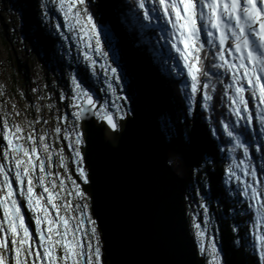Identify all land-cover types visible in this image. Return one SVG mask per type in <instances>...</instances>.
<instances>
[{
  "label": "snow or ice",
  "instance_id": "obj_1",
  "mask_svg": "<svg viewBox=\"0 0 264 264\" xmlns=\"http://www.w3.org/2000/svg\"><path fill=\"white\" fill-rule=\"evenodd\" d=\"M133 2L135 7L129 10L126 19L129 26H138L141 30L158 28L164 39L171 44L168 54L158 60L162 73L168 76L174 74L184 76L186 70L188 79L181 83V90L189 114L197 103V93L202 92L201 107L208 110L213 100L212 93L216 91V84L224 83L223 94L230 101L229 111L236 119L235 122L226 123L221 120L219 123L223 125V132L228 137L226 143L231 146L229 153L234 154L238 149H242L244 157L237 160L234 155L231 156L224 183L227 185L235 179L239 188L237 197L242 194L248 205L246 209L237 213V216L247 215L248 219L243 222L245 235L234 240V244L246 243L249 251L258 254V264H264V181L257 179V170L250 157L253 142L258 137H264V0H151L150 4L146 3V0ZM54 3L58 4V10L63 14L67 28L70 31L78 30V38L84 42L86 49L84 60L90 62L94 68L96 61L92 53L103 57H107V53L103 51L101 31H98L88 11L86 0H54ZM154 21L156 23H153ZM102 31L104 41L113 53V63L117 66L109 65L105 68V65H101V68H105L106 76L110 71L112 77L119 83L121 76L118 69L121 72L123 69L119 64V50L115 37L108 28H103ZM202 33L206 35V41L202 40ZM206 44L209 49L215 50L209 63L216 72L211 76L205 65L208 57L201 56ZM171 50L177 55L172 56ZM220 70H223V75H230L229 83L221 79ZM202 77L206 82L202 83ZM72 83L75 101L73 107L77 109L73 113L75 118L80 120L91 114L101 121H106L112 132L119 133L125 126L121 121H126L131 110L121 111L117 106V111L120 112L117 119L106 106L97 107L91 90L75 76ZM108 87L115 93L116 89L111 83ZM245 93L257 103L258 132H253L250 128L253 114L249 111V99ZM172 127L168 115L162 113L159 121L161 134H170ZM21 131L17 126L15 132H12L5 121L3 139L7 141V146L3 158L8 163L7 165L0 163L2 177L0 209L3 211L0 218V264H104L97 234V220L87 213L89 205L85 203L75 206L80 213L78 217L67 215L73 210L71 202L63 204L56 202L62 198L59 193L53 191L56 187L55 181H52V188L45 183L49 173L46 172L45 160L38 155L37 141L33 134L29 133L26 139L32 142V146L30 149L24 148L17 142L22 139L19 135ZM218 131L216 127L211 128L214 137L219 138ZM56 132L60 133L61 129L57 127ZM45 138L41 136L39 142L47 152L49 146L44 143ZM64 138L70 139L67 132ZM83 142L81 134L77 132L73 153L78 166V178L88 185L91 183V176L81 166L86 161L79 147ZM221 151L223 152V149ZM255 151L264 154V140L255 143ZM48 160L51 161V153ZM60 160L61 166H65L63 155L60 156ZM12 166L15 169L14 173ZM37 167L40 175L35 177V180L43 189L39 194L34 188L33 175ZM237 170L243 177L250 176L251 182L242 179ZM13 174L19 186L18 192L13 188V181L10 179ZM72 184L74 193L70 194L82 200L88 198L86 190L75 180ZM60 188L62 191L65 190L63 180ZM206 198L211 199V195ZM21 200L26 202L27 210L32 213V219L35 221L34 233L38 236V241L34 239V233L30 231L29 223L26 222ZM201 206L204 207V226L202 227L199 222H193L196 236L200 240L199 251L201 254H207L208 264H224L222 250L218 247L215 237L209 236L207 232L208 208ZM62 209L64 214L61 212ZM51 210H55V215ZM73 220L75 223H72ZM248 224L251 225L250 229ZM88 225H91L90 229ZM239 230L240 224H236L233 231L239 233Z\"/></svg>",
  "mask_w": 264,
  "mask_h": 264
},
{
  "label": "trees",
  "instance_id": "obj_2",
  "mask_svg": "<svg viewBox=\"0 0 264 264\" xmlns=\"http://www.w3.org/2000/svg\"><path fill=\"white\" fill-rule=\"evenodd\" d=\"M18 4L24 13V29L29 33L34 23L32 14L34 0H18ZM134 7L133 0H88V11L95 19L100 20L103 14L102 19H104L105 26L108 23L113 28L116 47L129 77L125 93L123 92L119 99L125 103V107L126 104L128 105L127 111L130 109V112L138 106H145L158 127L161 114L168 115L173 127L170 134L164 136L168 138L171 145L170 162L174 170L186 179L188 184L189 213L201 218L203 215L201 212L204 209L201 205L207 206L210 219L214 221V235L219 241L224 264H258V254L249 251L246 243L234 244V240L245 235L243 222L248 219L247 215L237 216V213L246 209L248 205L242 194L237 197L238 184L236 185L233 180L227 185L224 183L231 156L234 155L237 160L244 159L242 149H238L234 154L229 153L231 146L226 143L228 137L223 132V125L219 123L221 120L226 123L235 122V116L229 111L230 101L223 94L224 83L216 84L210 109L204 110L200 107L197 110L195 106L189 114L187 102L183 99L184 93L181 90L184 78H178L175 75L168 76L161 71L158 57L155 54V44L152 41V38L159 34L158 29L141 30L138 26L130 27L126 22L129 10ZM140 14L142 15V11ZM39 29L35 31L34 38L43 48L47 56L43 60L47 64L50 52H55L58 47V40L51 34L39 32ZM214 54L215 50L209 49L206 45L205 51L201 53L202 57L205 55L208 57L205 65L210 76L216 72L209 63ZM57 61L59 68L62 69L63 62L60 59ZM70 67L72 68V65ZM220 72L221 79L229 83L230 75H223V70ZM76 76L78 81L91 90L92 94H96L99 105L105 104L106 106L102 99L100 86L90 72L81 68ZM201 79L202 83L206 82L203 77ZM200 93L197 95L199 96ZM246 95L252 107L253 99L248 93ZM212 127L219 130V138L212 135ZM62 141V138L61 140L58 138L56 142L58 148ZM259 141L253 142L250 157L257 170V179L264 181V163L260 164L262 153L255 151V143ZM64 155L68 158L66 150H64ZM72 180H75L73 176ZM247 180L251 182V177L248 176ZM209 194L211 199L206 198ZM198 208H200L199 214L196 212ZM200 221L202 222V219ZM236 224H240L239 233L233 231ZM248 228H251L250 224Z\"/></svg>",
  "mask_w": 264,
  "mask_h": 264
},
{
  "label": "rangeland",
  "instance_id": "obj_3",
  "mask_svg": "<svg viewBox=\"0 0 264 264\" xmlns=\"http://www.w3.org/2000/svg\"><path fill=\"white\" fill-rule=\"evenodd\" d=\"M146 3L150 4L151 0H146ZM86 6L88 8V0H86ZM32 10L34 23L31 31L27 33L24 29V13L18 4V0H0V163L6 165L8 163L3 158V153L7 146V141L3 139L5 134V121H7V126L12 132H15L17 126L22 130L21 133H19L22 139L17 142L22 144L24 148L30 149L32 146V142L26 139L29 133H32L35 137L37 141L36 146L38 149V155L41 159L45 160L46 172L49 173V175L46 176L45 183L48 184L49 188H52V181H55L56 187L53 191L59 193L62 198L56 201L58 204L71 202L73 210L68 212L67 215L78 217L80 213L75 209V206L77 204L83 205L85 203L89 205L87 213L91 215L89 197L82 200L77 198L74 194H70L74 193V190L72 184L73 174L70 169L69 156L66 158L64 155L65 147L63 142L61 143L60 148L56 146L58 138L60 140L61 138L65 140L71 151L70 155L74 162V168L78 173V166L75 163L73 148L76 147L75 138L77 132L80 133L82 137V131L81 120H77L73 115L77 109L73 107L75 101L73 100L74 85L72 83V78L73 76L77 78L76 73L80 71L81 68L87 69L91 76L98 82L97 84L100 86L103 95V102L106 103L108 111L114 113L116 117L119 118L120 112L117 111V106H119L121 111H127L128 105L126 104L125 107V103L121 102L119 97L122 96L123 92L125 93L126 87L129 84V77L122 64L123 62L120 53L119 64L123 69L122 72L118 69V74L121 76L120 82L117 83L112 77L110 71H108L107 76L105 75V68L109 65L111 67H116L117 65L113 63V53L109 49L108 44L104 41L102 29L108 28L114 35L115 33L110 24L107 23V26H105L104 19H102L103 14L102 16L99 15V17L101 16L100 20H96L93 14L89 12L93 17V21L97 25L98 31H101L102 48L103 51L107 53V57L92 53V57L96 61L95 67L93 68L90 62L84 60V51L86 49L84 47V42L78 38V30L70 31L67 28L64 16L58 10V4L54 3V0H34ZM153 23L156 22L154 21ZM57 25H59V27H57ZM38 28H40L39 32L51 34L58 40V47L55 52H50V56L48 57L49 62L47 64L43 60V58L47 56L42 50L43 48L34 38L35 31H37ZM201 38L205 41L207 39L206 35L203 33ZM152 41L155 44V54L157 55L158 60L160 57L168 54V51L171 49V44L164 39V36L160 31L157 36L152 38ZM92 43L94 45V40ZM171 54L172 56L177 55L174 50H171ZM58 59L63 62L64 66L62 69L59 68ZM18 62L22 63L21 72L19 71ZM180 63L182 68V62ZM70 65H72V68ZM101 65H105V68H101ZM47 72L49 75L48 80L45 78ZM184 72V76L174 75L178 78H184V81H187L186 70H184ZM109 83H111L113 88L116 89L115 93H113L112 89L108 87ZM246 94L247 93H245V95ZM199 96H201V98H199ZM199 96H196L197 103L193 106V109L195 106L197 110L201 107L202 93H200ZM246 98H248L247 95ZM252 102L253 106L250 107L249 101V111L253 114V121L250 128L253 132H257L256 130L257 128L259 129V122L256 118V112L258 109L256 101L253 100ZM57 127L61 129L60 133L56 132ZM66 132L70 139L64 138ZM41 136L46 137L44 143L49 146L47 152L44 151L39 142ZM256 140H264V137H258ZM79 147H81V145ZM61 150L63 151L61 152ZM50 153L51 161L48 160ZM61 155L64 157L65 166H61ZM260 158V164H263L264 154H262ZM38 163L39 161H37V164ZM81 166L83 167V165ZM62 167H64V169H62ZM12 171L14 173V166H12ZM237 172L242 176V179L247 180V177H243V174L239 172V170H237ZM33 175L34 188L36 193L39 194L43 189L35 180V177L40 175L38 167ZM10 179L13 181V188L18 192L19 186L15 182L14 174ZM0 180H2V177H0ZM61 180H63L64 183L65 190L63 191L60 188ZM233 181L237 185L235 179H233ZM240 187H242V185ZM44 195L45 197L47 196L46 193ZM17 198L19 199L20 197L17 196ZM198 209L196 211L198 212L197 214L200 213V208ZM51 211L53 215H55V210ZM61 212L64 214L63 209ZM29 213L31 216L27 223H32L34 226H32V224L30 225L34 230L35 221L32 219V213ZM201 213H203L201 218H199L198 215L195 216L194 214L191 215L189 213L192 232L199 246L200 240L196 236V229L193 226V222H199L202 224V227L204 226V209ZM2 216L3 211L0 209V218H2ZM201 219L202 222L200 221ZM72 223H75V221L73 220ZM213 224L214 221L211 220L209 216L207 232L209 236L215 237ZM87 227L90 229L91 225H88ZM97 234L100 239L98 229ZM85 240H87V237H85ZM215 241L221 249L216 237ZM93 244H95L94 240ZM100 246L102 249L101 239ZM203 255L206 258L207 254L205 253ZM206 264H208L207 259Z\"/></svg>",
  "mask_w": 264,
  "mask_h": 264
},
{
  "label": "water",
  "instance_id": "obj_4",
  "mask_svg": "<svg viewBox=\"0 0 264 264\" xmlns=\"http://www.w3.org/2000/svg\"><path fill=\"white\" fill-rule=\"evenodd\" d=\"M80 120L91 183L78 178L73 161L71 172L89 197L104 264H206L191 228L187 181L174 170L170 141L147 108L129 112L119 133L91 114Z\"/></svg>",
  "mask_w": 264,
  "mask_h": 264
},
{
  "label": "flooded vegetation",
  "instance_id": "obj_5",
  "mask_svg": "<svg viewBox=\"0 0 264 264\" xmlns=\"http://www.w3.org/2000/svg\"><path fill=\"white\" fill-rule=\"evenodd\" d=\"M66 150V149H65ZM67 151V150H66ZM67 154H68V152H67ZM69 156V164H70V169H71V165H72V158H71V155H68ZM55 162V161H54ZM77 182V181H76ZM78 183V182H77ZM79 184V183H78ZM80 185V184H79ZM81 186V185H80ZM19 199H21V198H19ZM21 203H22V205H23V210L22 211H24V213H25V215H26V222L27 221H29V218H30V213H29V211L27 210V207H26V202H24V201H22L21 200ZM29 223V226L31 227V231L33 230V228H32V226H34L32 223H30V222H28ZM30 224H32V226L30 225ZM34 231V230H33ZM34 239L35 240H37L38 241V236H35V233H34Z\"/></svg>",
  "mask_w": 264,
  "mask_h": 264
},
{
  "label": "bare ground",
  "instance_id": "obj_6",
  "mask_svg": "<svg viewBox=\"0 0 264 264\" xmlns=\"http://www.w3.org/2000/svg\"><path fill=\"white\" fill-rule=\"evenodd\" d=\"M259 129L257 128V131H258Z\"/></svg>",
  "mask_w": 264,
  "mask_h": 264
},
{
  "label": "clouds",
  "instance_id": "obj_7",
  "mask_svg": "<svg viewBox=\"0 0 264 264\" xmlns=\"http://www.w3.org/2000/svg\"><path fill=\"white\" fill-rule=\"evenodd\" d=\"M63 142V141H62ZM73 161V160H72ZM74 163V162H73Z\"/></svg>",
  "mask_w": 264,
  "mask_h": 264
}]
</instances>
